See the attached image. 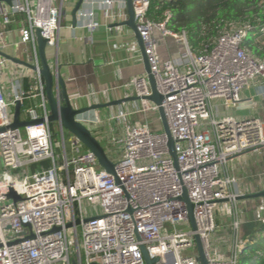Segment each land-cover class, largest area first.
Instances as JSON below:
<instances>
[{"label":"built area","instance_id":"2783aa9c","mask_svg":"<svg viewBox=\"0 0 264 264\" xmlns=\"http://www.w3.org/2000/svg\"><path fill=\"white\" fill-rule=\"evenodd\" d=\"M113 5L114 0H103ZM151 0H133L135 20L155 76L164 96L163 108L175 140L179 167L168 148V136L154 131L148 122L124 123L122 133L113 127L112 145L116 176L100 166L93 152L71 137L67 147L60 127L61 150L56 156L44 82L33 71L35 82L27 93L7 98L0 87V264H147L145 245L155 264H200L195 234L203 241L209 264H239L240 255L255 242L240 233L237 211L230 235L216 237V211L221 200L235 202L237 179L227 169L229 161L245 152L264 149V120L259 117L218 118L215 100L237 106L252 82L264 79V61L243 48L254 31L250 23L222 32L212 46L200 53L191 49L186 32L176 33L166 21L148 17ZM25 13L29 26L22 39H35L40 28L48 45L56 43L62 7L52 0L14 2L2 11L6 23L14 13ZM93 15V13H91ZM95 20L87 26L97 27ZM173 36L184 46L179 62L162 61L155 32ZM264 33V28H262ZM7 63L1 57L0 65ZM143 113H158L149 99L147 76L130 81ZM32 94L43 103L24 109L27 119L45 122L15 129L12 108ZM126 113L116 116L120 121ZM98 121V120H97ZM96 121V122H97ZM85 148V152H81ZM51 160L52 166L33 170L35 163ZM12 170H19L17 174ZM13 189L21 200L8 198ZM187 189L194 205L197 230H193L186 202ZM264 225V215L261 218ZM226 247V250L223 249Z\"/></svg>","mask_w":264,"mask_h":264},{"label":"crops","instance_id":"0c3cea01","mask_svg":"<svg viewBox=\"0 0 264 264\" xmlns=\"http://www.w3.org/2000/svg\"><path fill=\"white\" fill-rule=\"evenodd\" d=\"M29 1L34 4L36 0ZM52 3L56 7H62L63 13L56 43L48 45L47 57L53 71H59L64 77L74 105L87 107L127 99L121 104L99 109L98 121L88 123L113 158L112 145L108 141L111 129L114 127L117 133H122L124 123H149L147 115L151 113L138 111L142 101L134 86L130 84L133 77L147 75L137 35L133 28L125 24L129 17L127 2L114 0L113 5L108 6L103 0H86L79 11L76 24L72 11L77 0H52ZM7 6L0 4V48L14 57L37 63L36 39L28 42L22 39V29L29 26L27 15L23 13L26 17L21 18L22 14H18L15 20L6 23L2 11ZM92 19L98 24L95 29L87 26ZM9 25L13 27H8ZM155 38L161 60L174 59L179 62L185 50L183 44L173 36H163L160 31L155 32ZM32 72L30 68L10 60L0 65V87L7 98L12 99L18 92L27 93L31 90L35 82L31 76ZM27 78L30 80L28 89L25 86ZM35 103H43L40 95L32 94L23 100L22 119L28 118L24 109ZM223 105L225 104L221 100L214 102V113L218 118L259 117L264 120V79L256 78L250 87L243 91L240 104L227 105L232 106L231 113L220 114L218 108ZM14 109L15 106L12 108L13 113ZM124 113L126 116L120 121L115 118ZM71 137L73 136L70 134ZM67 147L71 149V145ZM227 169L237 179L235 192L245 194L264 189V149L260 152H245L232 158ZM3 170L0 159V174ZM253 199H242V203L238 200L220 202L223 203L226 215L216 217V237L220 238L233 232L231 225L235 219V211L240 220V233L243 237L250 236L261 225L264 202ZM223 249L226 250V247Z\"/></svg>","mask_w":264,"mask_h":264},{"label":"water","instance_id":"95a60500","mask_svg":"<svg viewBox=\"0 0 264 264\" xmlns=\"http://www.w3.org/2000/svg\"><path fill=\"white\" fill-rule=\"evenodd\" d=\"M17 1H22V0H0V4L12 6L14 2ZM85 1L86 0H77V3L72 11L74 24H76L78 21L79 11L83 7ZM126 2H127L129 17L125 24L133 28V30L137 35L141 47L143 59L145 62L146 75L152 91V94L147 99H149L150 101H152L153 103L159 106L158 113L162 122L163 131L168 136L169 152L175 161L176 167L178 168L179 162L175 150V140L170 132L167 117L163 108L164 96L159 92L155 76L151 71V65L148 59V55L146 54L145 51L144 41L136 24L133 0H126ZM35 37H36L35 39L37 45V63L36 62L33 63L31 61L14 57L8 54L7 52L3 51L1 48H0V56L15 63L24 65L30 68L31 70L39 73V75L41 76L44 82L45 95L47 99V110H48V116L46 118L47 121L50 122L51 124L58 123V125L64 131L71 134L73 137H75L77 141H80L86 149L90 150L95 154L101 167H103L106 171L116 176L114 160L108 155L106 148L92 132V130L88 126V123H93L98 120L97 111L99 109L108 108L113 105L121 104L123 101H126L127 99H121L119 101H113L111 103L92 104L87 107L75 106L68 94L67 84L64 77L59 71H53L49 63L47 57V47L49 41L47 38H45L42 35L40 28L35 29ZM21 111H22V101L18 100L16 102L14 109L13 121L10 124L9 128L15 129L28 125L43 123L46 121L44 117H38L34 119L32 118L22 119ZM5 129L6 127L0 128V133ZM116 180L119 182L117 176H116ZM260 197H264V189L257 192L238 195L236 200L260 198ZM8 198L13 199L14 201L21 200V196H19L13 189H10L8 193ZM182 198L187 204L188 215L191 226L193 230L196 231L197 224L194 216V205L190 200L187 189H184ZM223 201H228V200L224 199L221 200L220 202ZM195 241L197 245L198 260L200 264H209V260L207 258L203 241L198 233L195 234ZM141 248L147 264H155L158 261V258L150 257L149 252L145 245H142Z\"/></svg>","mask_w":264,"mask_h":264},{"label":"trees","instance_id":"16d2710c","mask_svg":"<svg viewBox=\"0 0 264 264\" xmlns=\"http://www.w3.org/2000/svg\"><path fill=\"white\" fill-rule=\"evenodd\" d=\"M18 14L26 17L23 13H14L11 21ZM148 17L154 22L166 21L167 27L176 33L185 31L195 53L212 46L226 29L249 22L254 31L245 39L243 48L258 61H264V41L259 39L264 28V0H151ZM25 84L28 89L29 78ZM51 166L52 161L45 160L33 164L32 169ZM258 228L264 229V225ZM248 250L249 255L244 256ZM239 264H264V240L252 242L240 255Z\"/></svg>","mask_w":264,"mask_h":264},{"label":"rangeland","instance_id":"374dc122","mask_svg":"<svg viewBox=\"0 0 264 264\" xmlns=\"http://www.w3.org/2000/svg\"><path fill=\"white\" fill-rule=\"evenodd\" d=\"M245 23H249V22H245ZM245 23H243V24H245ZM259 39L261 41H264V33L261 34V36L259 37ZM231 107L232 106H227V105L219 106V108H218L219 113L220 114H228V113H231V110H232ZM147 118H148L147 120L149 121V123L152 126V129L154 131L161 132L163 130L162 122H161V119L159 118V115L156 116L154 113L151 112V113H149L147 115ZM51 129H52V136H53L55 153H56V156H59L60 153H61V150L58 147V142L61 141L60 126L58 125V123H52L51 124ZM65 136H66V141L68 142L67 143V146H68L69 145L70 134H68V132L65 131ZM85 151H86V149L85 148H82V151L81 152H85ZM18 172H19V170H12L11 171V173H13V174H17ZM253 200L254 201H258V202L259 201L260 202H264V197L254 198ZM238 201L242 203L244 200H238ZM225 215H226V210H224V206H223V203H222V204H220L218 206V209L216 211V217L217 218L224 217ZM217 218H216V220H217ZM250 236L252 238H254L255 241H261V240L263 241L264 240V229L257 228V229H255V231ZM186 253L196 254L197 251L192 249V250L187 251ZM249 253H250L249 250L246 251L245 254H244V256L249 255ZM197 255H198V253H197Z\"/></svg>","mask_w":264,"mask_h":264}]
</instances>
